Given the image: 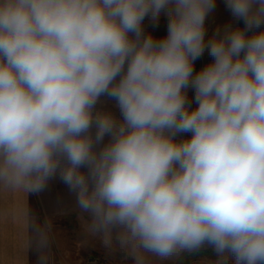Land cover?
Masks as SVG:
<instances>
[{
  "label": "clouds",
  "instance_id": "clouds-1",
  "mask_svg": "<svg viewBox=\"0 0 264 264\" xmlns=\"http://www.w3.org/2000/svg\"><path fill=\"white\" fill-rule=\"evenodd\" d=\"M215 7L0 0V192L37 193L59 173L85 234L134 264L206 244L264 264V0H225L243 27L206 39ZM162 12L167 35H145ZM205 51L212 62L194 74ZM103 95L121 119L97 108ZM23 230L49 264L52 221L26 209Z\"/></svg>",
  "mask_w": 264,
  "mask_h": 264
},
{
  "label": "crops",
  "instance_id": "crops-1",
  "mask_svg": "<svg viewBox=\"0 0 264 264\" xmlns=\"http://www.w3.org/2000/svg\"><path fill=\"white\" fill-rule=\"evenodd\" d=\"M238 24V23H237ZM168 16L160 15L158 20L150 16L143 21L145 35L151 34L154 38L160 39L167 35ZM196 61L194 62V69ZM103 100L116 101L103 95L99 103H106ZM118 119V118H117ZM95 135V127L92 129ZM110 137L105 136L103 143H107ZM102 146V145H100ZM99 147V146H98ZM86 171V169H82ZM29 209L30 215L36 217L38 222L43 223L46 218L52 221V236L54 242L51 244L49 264H68L75 259L68 258L61 247L57 231H65L68 228H82L80 219L81 211L76 203V195L71 192L59 177V173L47 182L46 187L37 193H6L0 192V264H38L39 252L35 246L28 250L24 245L26 233L23 230V213ZM84 219H89L87 213L83 214ZM197 256L192 258L189 264H235L231 255L226 257L218 256L214 249L205 245ZM68 259V261H67ZM178 261H162V264H177Z\"/></svg>",
  "mask_w": 264,
  "mask_h": 264
},
{
  "label": "rangeland",
  "instance_id": "rangeland-1",
  "mask_svg": "<svg viewBox=\"0 0 264 264\" xmlns=\"http://www.w3.org/2000/svg\"><path fill=\"white\" fill-rule=\"evenodd\" d=\"M216 7L211 11L206 20V39L211 38L217 28L223 30L225 25L231 24L233 27H238L236 20L232 17L231 13L225 7V0H215ZM160 15H167L162 12ZM212 62V58L205 51L204 55L196 60V67L194 74L200 71L203 67ZM194 90L189 88L187 96L192 101V108L196 107L194 102ZM106 103L97 104V108L110 111L116 118L121 119L120 111L116 103H111V100H103ZM191 133H183L176 137V139L189 138ZM57 237L60 239L61 249L66 252L67 257L75 259L73 262L68 261L70 264H78L87 258L99 255L105 264H134V260L127 252L123 250H110L106 248L99 237H89L81 228H68L65 231H57ZM203 249V248H202ZM197 256V255H196ZM155 264V262H154ZM159 264H162L159 262ZM173 264V263H171Z\"/></svg>",
  "mask_w": 264,
  "mask_h": 264
},
{
  "label": "trees",
  "instance_id": "trees-1",
  "mask_svg": "<svg viewBox=\"0 0 264 264\" xmlns=\"http://www.w3.org/2000/svg\"><path fill=\"white\" fill-rule=\"evenodd\" d=\"M203 249L201 248L198 251L192 252V253H184L180 260H178L177 264H189L190 260L194 258L200 251Z\"/></svg>",
  "mask_w": 264,
  "mask_h": 264
},
{
  "label": "built area",
  "instance_id": "built-area-1",
  "mask_svg": "<svg viewBox=\"0 0 264 264\" xmlns=\"http://www.w3.org/2000/svg\"><path fill=\"white\" fill-rule=\"evenodd\" d=\"M70 264V263H68ZM78 264H105L103 259L101 258V256L99 255H95V256H92L91 258H87L85 259L84 261L78 263Z\"/></svg>",
  "mask_w": 264,
  "mask_h": 264
},
{
  "label": "water",
  "instance_id": "water-1",
  "mask_svg": "<svg viewBox=\"0 0 264 264\" xmlns=\"http://www.w3.org/2000/svg\"><path fill=\"white\" fill-rule=\"evenodd\" d=\"M237 23H238V27H241V28L243 27V21H238Z\"/></svg>",
  "mask_w": 264,
  "mask_h": 264
}]
</instances>
